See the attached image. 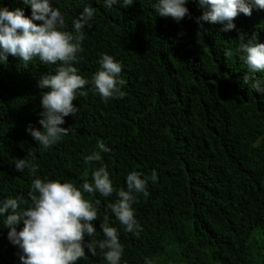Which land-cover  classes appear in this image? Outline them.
<instances>
[{
	"label": "trees",
	"instance_id": "1",
	"mask_svg": "<svg viewBox=\"0 0 264 264\" xmlns=\"http://www.w3.org/2000/svg\"><path fill=\"white\" fill-rule=\"evenodd\" d=\"M154 2L133 0L108 10L103 0H53L68 30L84 4L96 11L84 30L80 73L90 78L106 52L122 61L126 84L124 97L107 103L91 91L78 96L73 103L80 111L62 125L74 131L48 150L26 128L30 122L41 127V97L48 89L37 83L56 65L34 59L25 66L11 54L0 63V199H29L30 174L18 171L15 160L32 161V153L41 177L77 185L90 180L92 165L84 156L102 139L112 151L95 166L106 164L115 186L124 187L132 170L159 174L157 183L149 182L150 196L141 194L134 204L143 226L139 237L125 232L107 208L115 194H85L101 201L93 222L97 238H103L99 225L106 212L118 228L122 264H144L145 257L154 264H264V140L256 143L264 137V94L243 82L248 70L238 55H224L241 37L264 42V10L238 15L235 29L225 32L221 23H196L203 12L198 0H188L192 18L180 22L158 15ZM0 6L23 7L31 15L22 0H0ZM249 75L264 80V73ZM9 230L0 220V264H22ZM85 251L88 257L75 264H105L99 249L97 256Z\"/></svg>",
	"mask_w": 264,
	"mask_h": 264
},
{
	"label": "clouds",
	"instance_id": "2",
	"mask_svg": "<svg viewBox=\"0 0 264 264\" xmlns=\"http://www.w3.org/2000/svg\"><path fill=\"white\" fill-rule=\"evenodd\" d=\"M23 5H30L31 15H25L23 7L9 9L0 6V63L7 61L8 55L19 57L25 66L34 59L42 64L56 65L55 72L41 75L37 87L48 89L41 97L42 111L38 124L31 122L26 131L42 149L48 150L60 143L74 130L63 127L65 117L75 116L79 111L73 101L78 96H87L89 91L98 95L107 103L113 99L123 98L126 80L122 77L123 63L114 55L101 53L98 69L90 78L83 76L76 66L83 57L85 29L91 28L96 11L90 3L83 5L79 14L72 19L68 30L62 11L53 6V0H22ZM56 3V0H55ZM203 9L202 15L196 17V23H221L222 31L235 29L234 18L240 14L251 15L253 8L264 10V0H198ZM133 0H103V7L111 10L119 5L127 8ZM188 0H155L152 8L163 17H171L180 22L188 16L192 18ZM40 21L41 23H35ZM238 55L248 72L242 77L245 84L264 94V80L250 79L249 73H264V42L257 37L240 38L235 49H226L224 55ZM90 86L85 88V86ZM264 137L256 143L259 146ZM112 149L104 140H98L90 154L84 156V163L91 164V179H83L79 185L68 179H52L38 174L40 165L33 160L16 159L18 171L30 174V185L26 199L22 195H9L0 199V220L10 230L8 240L21 250L19 256L22 264H75L78 259H86L85 249L92 256L100 250L105 264H122L124 245L120 240L117 227L109 223L106 212L100 222L103 238H97L94 221L99 218L100 199H88L85 194L108 198L115 194L116 199L107 205L112 216L127 233L140 236L143 226L136 217L134 204L140 195L150 196L149 182H158V172L152 169L150 175L132 170L125 176V186L114 185L106 164L95 166L102 161L103 155ZM88 172L84 173L87 177ZM22 222L23 227L17 230ZM88 237V239H85ZM126 264V262H125ZM144 264H154L145 257Z\"/></svg>",
	"mask_w": 264,
	"mask_h": 264
}]
</instances>
